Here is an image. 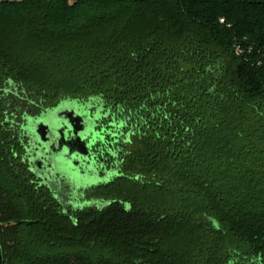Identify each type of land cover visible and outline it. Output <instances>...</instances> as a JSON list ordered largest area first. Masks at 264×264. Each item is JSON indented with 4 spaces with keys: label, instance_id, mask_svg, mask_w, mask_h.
<instances>
[{
    "label": "trees",
    "instance_id": "trees-1",
    "mask_svg": "<svg viewBox=\"0 0 264 264\" xmlns=\"http://www.w3.org/2000/svg\"><path fill=\"white\" fill-rule=\"evenodd\" d=\"M70 99L125 134L107 205L77 212L33 183L18 129L30 100ZM0 245L4 264H264V0H0Z\"/></svg>",
    "mask_w": 264,
    "mask_h": 264
},
{
    "label": "flooded vegetation",
    "instance_id": "flooded-vegetation-1",
    "mask_svg": "<svg viewBox=\"0 0 264 264\" xmlns=\"http://www.w3.org/2000/svg\"><path fill=\"white\" fill-rule=\"evenodd\" d=\"M29 102L18 129L25 151L22 160L33 176V183L49 191L50 186L56 189L65 199L60 202L66 210L77 212L95 205L103 207L104 200L96 197V191L124 177L120 161L125 135L123 123L98 100H63L53 107ZM61 104L73 109L77 116L73 123L61 122L58 126V130L64 132L65 142L78 141L77 147L72 146L75 149L70 163L64 167L55 163L54 153L32 134L40 119L51 118ZM61 139L50 135V144ZM92 180L95 183L91 184Z\"/></svg>",
    "mask_w": 264,
    "mask_h": 264
},
{
    "label": "water",
    "instance_id": "water-1",
    "mask_svg": "<svg viewBox=\"0 0 264 264\" xmlns=\"http://www.w3.org/2000/svg\"><path fill=\"white\" fill-rule=\"evenodd\" d=\"M67 106V105H66ZM63 104H61L56 110L51 118L42 117L36 127L32 130V134L34 135L35 139L50 153H54L55 163L60 164L61 166H67L70 163V156L73 153L75 147L78 146V141L76 142H65L64 132L58 130V126L61 122L65 123H73L75 119H77L73 109H69ZM77 121V120H76ZM78 129V128H76ZM75 131V129H74ZM50 135L56 138H62L60 141L56 142L55 144H50ZM74 136L77 135L76 132L73 134ZM98 182V181H96ZM95 182H91L93 184ZM82 187V186H79ZM51 192L55 199L62 201L64 199L63 196L57 193L56 189L51 188ZM107 205V204H105ZM0 264H4V256L3 251L0 245Z\"/></svg>",
    "mask_w": 264,
    "mask_h": 264
},
{
    "label": "built area",
    "instance_id": "built-area-1",
    "mask_svg": "<svg viewBox=\"0 0 264 264\" xmlns=\"http://www.w3.org/2000/svg\"><path fill=\"white\" fill-rule=\"evenodd\" d=\"M221 23L224 24V20H221ZM237 54H242V52L240 51V49H237Z\"/></svg>",
    "mask_w": 264,
    "mask_h": 264
}]
</instances>
